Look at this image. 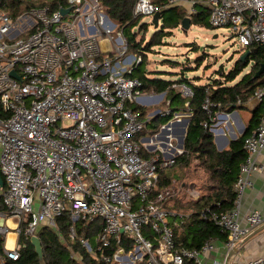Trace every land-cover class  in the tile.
<instances>
[{
  "label": "built area",
  "instance_id": "1",
  "mask_svg": "<svg viewBox=\"0 0 264 264\" xmlns=\"http://www.w3.org/2000/svg\"><path fill=\"white\" fill-rule=\"evenodd\" d=\"M36 1L43 3L12 16L2 9L0 0V174L4 183L0 199L6 208L0 211V262L19 257L21 224L23 236L30 238L43 225L56 229L55 219L68 212L69 239H77L104 262L183 264L187 259L207 264L202 256L214 249V238H207L199 249L176 246L174 228L180 222L170 223L168 216L176 213L164 203L177 189L172 184L158 188L160 170L173 166L183 149L175 147L169 135L157 139L156 133L147 144L163 143L175 149L173 154L145 156L142 151L147 144L140 140V133L149 118H142L132 107L148 105L157 95L143 92L142 81L128 75L140 56L125 64V38L97 0H63L56 9L51 0ZM184 1L189 4L188 16L195 14L199 0H167L166 6ZM201 1L207 4L211 26L229 27L242 47L253 42L264 45V0ZM63 8L68 11L62 13ZM156 10L152 0H136L133 6L136 15H152ZM102 39L109 43L106 50ZM172 86L186 101L183 111L166 108L159 113L170 121L192 114L188 106L192 88L186 83ZM250 97L262 103V112L243 139L246 155L234 183L233 207L201 210L202 218L227 233L229 249L264 222L256 209L245 213V223L241 222L244 190L251 185V175L264 169L260 160L264 86ZM210 105L206 97L202 108L209 111ZM203 127L211 131L213 123L203 122ZM186 193L192 198L197 195L194 188ZM9 218L16 221L12 247L7 246ZM95 218L103 221V227L93 242L76 234L78 220ZM212 264L221 263L214 259ZM241 264H264V256Z\"/></svg>",
  "mask_w": 264,
  "mask_h": 264
},
{
  "label": "trees",
  "instance_id": "2",
  "mask_svg": "<svg viewBox=\"0 0 264 264\" xmlns=\"http://www.w3.org/2000/svg\"><path fill=\"white\" fill-rule=\"evenodd\" d=\"M97 1L122 32L127 44V51L140 56L139 64L128 75L137 77L142 81L143 92L149 90L165 91L166 100L169 101H167V107L172 112H179L185 110L186 99L180 95L178 87H173L172 84L186 83L193 90V95L188 100L189 110L192 114L189 116L190 119L183 140V153L175 157V163L188 165L193 157L197 158L199 167L205 173V193L196 200L182 202L175 199L172 203H170V199L165 201L164 207L167 210L173 209L176 211V216L180 214V224L174 228L176 246L199 249L207 238L226 240L227 233L221 231L211 221L202 218L201 210L205 206L221 211L233 207L235 198L234 183L239 173L240 164L244 161L246 155L242 147L243 139L258 124L262 112V103L258 104V108L250 118L243 134L232 140L228 148L220 151L214 145L212 132L203 127V122L214 123L212 118L217 111L240 107L241 104L237 102L238 99L243 103L257 87L264 86V45L253 42L244 47V51L231 69L226 73H222L223 81L212 79L207 84H195L184 75L177 80L150 77V74L154 72H147L142 65L146 52L151 50V47L155 44L160 43L162 38L170 33L171 28L180 25L182 18L186 16L185 12L176 6H166L167 0H152L160 10L163 21L161 28L155 30L146 40L144 36L147 32L148 23L141 21V15L134 14L133 6L136 0ZM42 3L36 0H1V7L12 16H16L31 6H39ZM49 3H51L52 9H56L59 3L60 5L64 4V1L51 0ZM164 12L170 13L164 15ZM190 18L191 24L213 28L208 22V12L204 8L195 14H191ZM246 68H248L247 71H245ZM260 68L262 70L258 73ZM240 73H243L240 79L232 85H226L227 82L233 81ZM206 87H208L207 91ZM206 97L211 103L209 111L202 108V103ZM132 108L138 111L142 118H145L146 113L142 106L133 104ZM167 119V116L156 115L153 120L154 123L152 122L155 125L154 131H157L160 122H165ZM160 172L161 180L158 183V188L170 184V177L163 174L164 169ZM5 209L0 199V211ZM170 216L172 215L168 217ZM55 221L56 229L43 225L37 232L45 264H113L104 262L98 256H93L77 239H69L70 216L68 212L58 216ZM102 227L103 221L100 218H95L90 222L78 220L75 224L76 234L91 239L92 242ZM20 229L21 231L18 232L17 237L20 244L19 257L17 259H7L5 264H40L30 238H25L22 234V224ZM127 246L129 247L128 244ZM70 248L78 255L77 258L71 255ZM114 248L115 246H112L111 249H106V251H111ZM183 264L195 263L186 259Z\"/></svg>",
  "mask_w": 264,
  "mask_h": 264
},
{
  "label": "crops",
  "instance_id": "3",
  "mask_svg": "<svg viewBox=\"0 0 264 264\" xmlns=\"http://www.w3.org/2000/svg\"><path fill=\"white\" fill-rule=\"evenodd\" d=\"M178 9H181L185 12V15L188 16V7L189 4L187 2H183L180 5H176ZM206 9L208 12L207 4L201 0H199L196 10L199 11L200 9ZM146 22V21H145ZM160 22V20H159ZM148 26L150 25L149 22ZM148 29V27H147ZM101 47L106 50L109 48V43L105 40H101ZM245 48L241 50L240 53L244 51ZM133 56H138L136 53H133L131 51L127 52V55L125 56V64L129 65L132 60ZM139 64V63H138ZM137 64V65H138ZM136 65V66H137ZM135 66V67H136ZM248 68L245 69L247 71ZM194 71H189V74L192 75ZM224 72V71H223ZM219 73V77H215L212 79H220L223 81L222 73ZM226 73V72H224ZM243 73H240L233 81L227 82L226 85H232L234 82H236L238 79H240L241 75ZM182 76V75H181ZM150 77H159L155 74H150ZM192 77V76H190ZM194 79H190L195 84H207L209 82H202L200 81L199 76H194ZM162 78V77H159ZM180 78V77H179ZM188 78V77H187ZM177 80V79H176ZM146 92V91H144ZM149 93H154L158 95V97H164L165 91L163 92H157L154 90H149ZM147 92V93H148ZM154 102L158 101L156 99L153 100ZM168 101V100H167ZM169 102V101H168ZM259 102H257L254 98L248 97L246 101L241 103L240 107H236L232 110H219L216 113V117L214 119L213 123V129L211 130L213 135V142L218 151L228 148L229 143L236 139L238 136L242 135L245 128L247 127L250 118L252 117L253 113L256 112L258 108ZM218 118V119H217ZM171 125L165 126V128H160V130H157L155 133H157V139H163L165 138V135H169L173 143L175 144V147L182 148L179 146V139H180V133L183 128V116L179 118V120H171ZM154 123V121H153ZM163 124L164 122H160ZM152 131V129L147 130V132ZM238 132V134H237ZM154 133V134H155ZM180 134V135H179ZM150 136H141L140 140L147 144L149 141ZM168 137V138H169ZM177 137V141L175 139ZM166 138V139H168ZM176 141V142H175ZM183 145V144H182ZM149 147V148H148ZM159 148V152L161 156L167 157L171 156L174 152V148L167 149L166 145L163 143H160L158 145L155 144H147L146 148H144V155L145 156H151L152 150ZM155 151V150H154ZM198 162L197 158H192L191 161L188 163V165H181L178 163H175L173 166L167 167L164 169L165 175L170 177V184L174 185V187L177 189L176 193L172 198H170V203L174 202L173 200L177 199L182 202L189 201V200H196L200 196H202L205 193V187H201L197 185L196 181L192 180L194 177L191 176L190 182L182 181L180 183H174L175 181H178V179L184 176H189L191 172H189L190 166L192 165L193 161ZM260 160L264 164V149L260 154ZM162 174V178H163ZM164 175V176H165ZM192 175V174H191ZM202 175L205 179V173L202 172ZM166 176V177H167ZM161 180V175H160ZM190 180V178H189ZM188 188H194L197 192L196 197L192 198L189 195H187L186 190ZM251 209L259 210L262 215L264 216V169L260 173H253L251 175V185L247 186L244 190V193L241 198V204H240V213H241V222H244V215ZM170 212H176L173 209H168ZM178 221L179 215L177 216H171L169 217V221ZM8 223V222H7ZM264 223V222H263ZM262 223V224H263ZM9 225V224H8ZM261 226V225H260ZM259 227V226H258ZM258 227L253 228V230L248 234L250 235L254 230H256ZM246 235L243 239H241L238 243V245L235 248L236 254L231 258L229 264H241L247 260L257 258L264 256V229L260 232L254 234L253 236L247 238ZM8 236V235H7ZM15 236L17 237L16 231ZM16 237L14 239L13 245L15 243ZM7 243H8V237H7ZM8 246V244H7ZM10 247V246H9ZM225 246V240L214 238V249L209 254H204L202 257L206 261L207 264H212L213 260L219 261L221 264H225L226 258L228 256V252L231 250ZM73 251V250H72ZM74 252V251H73ZM72 255V254H71ZM74 257L77 258L78 255L74 252ZM79 259V258H78ZM7 260V259H6ZM5 260V262H6ZM1 263L0 264H5Z\"/></svg>",
  "mask_w": 264,
  "mask_h": 264
},
{
  "label": "rangeland",
  "instance_id": "4",
  "mask_svg": "<svg viewBox=\"0 0 264 264\" xmlns=\"http://www.w3.org/2000/svg\"><path fill=\"white\" fill-rule=\"evenodd\" d=\"M169 13L170 12H164V15ZM141 16V21H146L150 24L144 36L147 40L155 30L161 28L163 20L161 16L159 19V27L155 28L150 21L152 15ZM243 48L244 47L240 45L236 35L231 32L229 27L221 26L209 28L192 23L188 29H183L180 24L177 27L171 28L170 33L164 36L160 43L155 44L151 47V50L146 52L145 60L142 65L147 72H154L153 74L156 73V76L166 80H176L179 79L181 75L189 79H194V76L197 75L200 77V81L206 83L211 82L212 78L217 77L221 71L227 72L231 69L235 61L241 55L240 52ZM189 71L194 72L191 75ZM166 97V93L165 96L161 98L157 95L153 97V100L156 99L158 101H152L145 106L141 105L145 109V118H149V122L146 123L144 128L145 131L140 133L141 136H150L152 137L151 139L154 140L156 131H154L155 125H153L152 122L156 115L168 108ZM188 117L187 114L183 115V118ZM169 121L170 119L166 120L163 124ZM161 125L162 124H160L157 130H160ZM149 129H152V131L147 132ZM175 139L177 141V137H175ZM154 150H152V155L155 153L160 154L158 147ZM142 151L144 154L143 148ZM189 172H191L189 176L180 177L178 181L174 183H180L181 180L186 183L190 182L192 176L194 177L192 180L196 181L197 185L201 187L205 186L206 180L202 175L203 170L199 167V161H193Z\"/></svg>",
  "mask_w": 264,
  "mask_h": 264
},
{
  "label": "water",
  "instance_id": "5",
  "mask_svg": "<svg viewBox=\"0 0 264 264\" xmlns=\"http://www.w3.org/2000/svg\"><path fill=\"white\" fill-rule=\"evenodd\" d=\"M68 11V8H63L61 9V12L62 13H65ZM161 17V12L160 10H156L152 16H151V23L153 24V26L155 28H158L159 27V19ZM181 27L183 29H188L190 27V24H191V18L190 16H184L181 20ZM262 70V68H260L259 72L260 73ZM257 73V75H258ZM10 74L12 76H16L18 77L17 73L14 71V70H11ZM189 117L188 118H183V128H182V131H181V135H180V139H179V146L182 147V144H183V140H184V136L186 134V129H187V126H188V123H189ZM171 123L173 122H167L166 123V126H169L171 125ZM3 179L1 177V174H0V187L3 186ZM264 229V223L261 224V226H259L256 230H254L250 235L247 236V238L253 236L254 234L260 232L261 230ZM30 242L31 244L34 246V250L36 251L37 255H38V258H39V262L40 264H45L44 262V258H43V251H42V246H41V242H40V239L39 237L37 236V234H34L30 237ZM236 254V250L235 249H231L229 252H228V256L226 258V261H225V264H229L231 258Z\"/></svg>",
  "mask_w": 264,
  "mask_h": 264
},
{
  "label": "bare ground",
  "instance_id": "6",
  "mask_svg": "<svg viewBox=\"0 0 264 264\" xmlns=\"http://www.w3.org/2000/svg\"><path fill=\"white\" fill-rule=\"evenodd\" d=\"M14 222H15V224H14ZM8 224H9V228H10V230H9V232H8V247L10 246V247H12L13 246V242H14V239H15V232H14V230H15V228H16V221H15V219L14 218H9L8 219ZM14 229V230H13Z\"/></svg>",
  "mask_w": 264,
  "mask_h": 264
},
{
  "label": "flooded vegetation",
  "instance_id": "7",
  "mask_svg": "<svg viewBox=\"0 0 264 264\" xmlns=\"http://www.w3.org/2000/svg\"><path fill=\"white\" fill-rule=\"evenodd\" d=\"M14 224H15V222H14ZM11 228V227H10ZM12 229V228H11ZM14 230V229H13ZM14 232H15V230H14Z\"/></svg>",
  "mask_w": 264,
  "mask_h": 264
}]
</instances>
